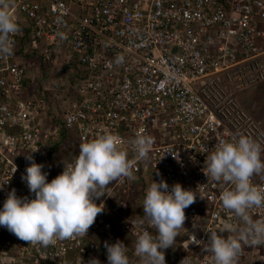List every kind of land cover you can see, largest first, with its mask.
<instances>
[{
    "label": "built area",
    "instance_id": "2783aa9c",
    "mask_svg": "<svg viewBox=\"0 0 264 264\" xmlns=\"http://www.w3.org/2000/svg\"><path fill=\"white\" fill-rule=\"evenodd\" d=\"M14 5L21 31L13 37V54L0 57V185L8 182L0 189V210L13 188L18 197L35 198L21 179L30 152L50 182L64 163L74 161L81 143L102 134L122 137L130 159L137 133L155 142L149 158L137 163L135 179L109 185L96 201L105 209L87 236L43 248L0 226V264H89L92 258L108 264L104 244L117 240L127 246L131 264H139L136 237L144 230L154 233L144 220L143 200L150 184L161 179L169 189L179 183L197 193L175 246L165 250L166 264H180L186 256L191 264H212L196 241L207 243L210 230L240 221L219 200L231 186L204 174L206 156L240 135L264 146L263 121L239 98L264 82V0H14ZM41 64L74 77L71 96L60 108L48 88L40 92L35 84ZM64 140L74 143L72 154L58 161ZM252 182L264 188V175ZM251 215L264 220V209ZM238 264H264V246L245 247Z\"/></svg>",
    "mask_w": 264,
    "mask_h": 264
},
{
    "label": "clouds",
    "instance_id": "9594fccd",
    "mask_svg": "<svg viewBox=\"0 0 264 264\" xmlns=\"http://www.w3.org/2000/svg\"><path fill=\"white\" fill-rule=\"evenodd\" d=\"M14 6V0H0V57L13 54V37L21 31L12 11ZM154 142L153 137L137 133L130 141L135 153L130 159L122 137L102 134L81 143L74 161L64 163L62 173L50 182L48 173L42 171L44 165L36 163L30 152L26 155L30 166L21 179L35 198L18 197L13 188L0 210V226L18 239L43 248L87 236L105 209L104 203L97 204L96 200L105 196L109 185L125 178L134 180L137 163L149 158ZM262 155L264 146L250 136L240 135L221 141L206 156L204 174L208 180L231 186L220 193L219 200L223 209L240 221L239 226L227 224L219 231L210 230L207 243L196 241L211 255L212 264H238L245 247L264 246V220H254L251 215L264 209V188L252 182L254 177L264 175ZM196 198L195 191L186 190L179 183L171 189L163 179L150 184L142 209L144 220L154 233L144 230L136 237L134 255L139 264H166L165 250L175 246L186 221L185 209ZM104 246L108 264H131L122 241H106ZM89 264L101 262L92 258ZM180 264H191V258L184 257Z\"/></svg>",
    "mask_w": 264,
    "mask_h": 264
},
{
    "label": "rangeland",
    "instance_id": "374dc122",
    "mask_svg": "<svg viewBox=\"0 0 264 264\" xmlns=\"http://www.w3.org/2000/svg\"><path fill=\"white\" fill-rule=\"evenodd\" d=\"M60 67L61 65H57ZM47 76L44 78H37L36 83H39V91L41 92V87H46L48 90L53 93L54 97L56 98V107H61V105L65 104L66 101L69 100V94L68 92L71 91L70 85L74 82V77L68 73H57L54 71H51L50 68ZM61 76L63 80L59 79ZM67 79H66V78ZM64 86H62L63 84ZM62 84V85H61ZM61 85V86H60ZM60 86V87H58ZM251 89V90H248ZM34 90V88H32ZM36 91H38V87L36 86ZM246 95L244 96V103L246 108L250 111L252 115H254L257 119L263 121L264 123V82L258 83L255 85V87H249L246 90L243 91ZM248 92H253V94H249ZM243 94V93H242ZM51 115V114H50ZM74 143H68L66 140L63 142V147L61 150V154H59V160L58 161H63L65 159H68V157L71 156V151L73 150L72 147ZM71 153V154H70ZM63 158H60V157ZM97 201V200H96Z\"/></svg>",
    "mask_w": 264,
    "mask_h": 264
},
{
    "label": "crops",
    "instance_id": "0c3cea01",
    "mask_svg": "<svg viewBox=\"0 0 264 264\" xmlns=\"http://www.w3.org/2000/svg\"><path fill=\"white\" fill-rule=\"evenodd\" d=\"M18 20L22 23L23 22V20H22V18H21V16H18ZM39 65V64H38ZM41 66V65H40ZM44 67V66H43ZM44 70H45V68H44ZM57 73H61V72H63V73H65V71L62 69V70H59V71H56ZM69 74V73H68ZM71 75V74H70ZM38 77L39 78H42V71L39 73V75H38ZM60 78L59 79H61V80H63L64 81V79L61 77V76H59ZM66 78V77H65ZM67 79V78H66ZM63 84V83H62ZM61 84V85H62ZM60 85V86H61ZM60 86H58V87H60ZM62 86H64V84L62 85ZM252 87H255V85L254 86H252ZM248 90H251V89H248ZM243 93V94H242ZM240 95H239V98H240V100L242 101V103L244 104V106H245V103L243 102L244 101V96H242V95H246L244 92H242ZM248 94H249V97H250V94H253V92L251 93V92H248ZM246 107V106H245ZM247 109V108H246ZM248 110V109H247ZM249 111V110H248ZM141 189L142 188H140V191H141ZM110 202H113V201H110ZM132 215H133V213H136L135 211H131L130 212Z\"/></svg>",
    "mask_w": 264,
    "mask_h": 264
},
{
    "label": "trees",
    "instance_id": "16d2710c",
    "mask_svg": "<svg viewBox=\"0 0 264 264\" xmlns=\"http://www.w3.org/2000/svg\"><path fill=\"white\" fill-rule=\"evenodd\" d=\"M42 66H41V70H42V78H44L45 76H47V74H48V72H49V69H45L44 70V67H43V64H41ZM70 87H71V85H70ZM43 89V87H41V90ZM106 191H107V189H106ZM105 191V192H106Z\"/></svg>",
    "mask_w": 264,
    "mask_h": 264
}]
</instances>
